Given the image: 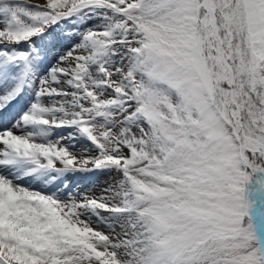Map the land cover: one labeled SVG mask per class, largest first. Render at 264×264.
Returning <instances> with one entry per match:
<instances>
[{
  "label": "snow or ice",
  "instance_id": "obj_1",
  "mask_svg": "<svg viewBox=\"0 0 264 264\" xmlns=\"http://www.w3.org/2000/svg\"><path fill=\"white\" fill-rule=\"evenodd\" d=\"M0 264H264V0H0Z\"/></svg>",
  "mask_w": 264,
  "mask_h": 264
}]
</instances>
